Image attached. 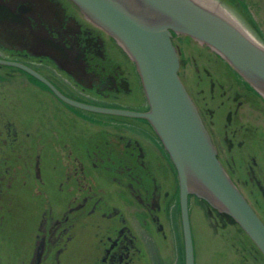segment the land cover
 I'll return each mask as SVG.
<instances>
[{
  "label": "flooded vegetation",
  "instance_id": "obj_1",
  "mask_svg": "<svg viewBox=\"0 0 264 264\" xmlns=\"http://www.w3.org/2000/svg\"><path fill=\"white\" fill-rule=\"evenodd\" d=\"M227 5L264 46V0ZM171 39L217 159L264 223V98L205 45ZM0 59L79 102L148 108L134 63L70 0H0ZM53 93L0 63V264H184L177 174L149 123ZM221 242L224 264H264L243 232Z\"/></svg>",
  "mask_w": 264,
  "mask_h": 264
},
{
  "label": "water",
  "instance_id": "obj_2",
  "mask_svg": "<svg viewBox=\"0 0 264 264\" xmlns=\"http://www.w3.org/2000/svg\"><path fill=\"white\" fill-rule=\"evenodd\" d=\"M110 35L134 63L148 105L145 111L73 100L27 66L61 101L91 112L146 120L172 162L178 179L184 264H194L189 198L236 225L264 257V223L216 157L215 147L179 74L172 35L190 37L224 59L264 98V46L241 27L227 0H70Z\"/></svg>",
  "mask_w": 264,
  "mask_h": 264
},
{
  "label": "rangeland",
  "instance_id": "obj_3",
  "mask_svg": "<svg viewBox=\"0 0 264 264\" xmlns=\"http://www.w3.org/2000/svg\"><path fill=\"white\" fill-rule=\"evenodd\" d=\"M251 35L258 41L256 35ZM179 41L180 40L176 39V42ZM181 44H183L185 48L186 56L192 53V46L186 43L183 37ZM21 95L27 94L18 93V96L22 99L21 102L23 104H21V106L23 111L27 113L33 103L30 102V98L27 100L25 96ZM55 103L57 107L62 106L58 101H55ZM133 105H135V103H133ZM189 211L192 235L196 241L195 254L196 257H198V264H224L223 258L225 250H223L224 244L221 242L222 238L225 240V238H230L231 235H234V233L236 234V232H242L236 225L226 220L225 223L218 221L219 218H217L214 212H211L205 204L194 197L189 198Z\"/></svg>",
  "mask_w": 264,
  "mask_h": 264
},
{
  "label": "bare ground",
  "instance_id": "obj_4",
  "mask_svg": "<svg viewBox=\"0 0 264 264\" xmlns=\"http://www.w3.org/2000/svg\"><path fill=\"white\" fill-rule=\"evenodd\" d=\"M202 205V204H201ZM206 206V205H205ZM212 217H213V215H212ZM215 217V216H214ZM219 221V220H218ZM221 225V224H220ZM224 227V226H223ZM229 228V227H228ZM234 228V227H233ZM233 232V231H232ZM235 234V233H234ZM236 234H237V232H236ZM231 237H232V235H231ZM252 245V244H251ZM255 246V245H254Z\"/></svg>",
  "mask_w": 264,
  "mask_h": 264
},
{
  "label": "trees",
  "instance_id": "obj_5",
  "mask_svg": "<svg viewBox=\"0 0 264 264\" xmlns=\"http://www.w3.org/2000/svg\"><path fill=\"white\" fill-rule=\"evenodd\" d=\"M222 216V215H221ZM223 218H225L224 216H222Z\"/></svg>",
  "mask_w": 264,
  "mask_h": 264
}]
</instances>
